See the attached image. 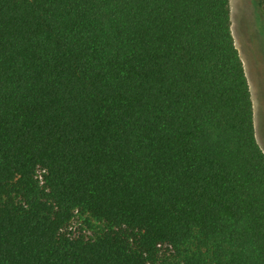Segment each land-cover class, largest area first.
I'll return each mask as SVG.
<instances>
[{
  "label": "trees",
  "instance_id": "obj_1",
  "mask_svg": "<svg viewBox=\"0 0 264 264\" xmlns=\"http://www.w3.org/2000/svg\"><path fill=\"white\" fill-rule=\"evenodd\" d=\"M0 264H264L230 0H0Z\"/></svg>",
  "mask_w": 264,
  "mask_h": 264
},
{
  "label": "rangeland",
  "instance_id": "obj_2",
  "mask_svg": "<svg viewBox=\"0 0 264 264\" xmlns=\"http://www.w3.org/2000/svg\"><path fill=\"white\" fill-rule=\"evenodd\" d=\"M232 31L249 80L255 128L264 151V9L259 0H230Z\"/></svg>",
  "mask_w": 264,
  "mask_h": 264
}]
</instances>
